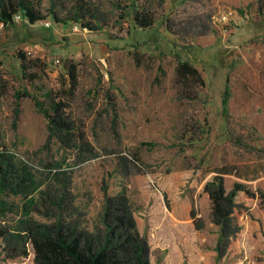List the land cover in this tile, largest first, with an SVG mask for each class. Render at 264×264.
I'll list each match as a JSON object with an SVG mask.
<instances>
[{"label": "rangeland", "instance_id": "rangeland-1", "mask_svg": "<svg viewBox=\"0 0 264 264\" xmlns=\"http://www.w3.org/2000/svg\"><path fill=\"white\" fill-rule=\"evenodd\" d=\"M143 3L155 11L145 29L133 20ZM260 3L261 11L257 0H40L45 18L0 22V156L27 185L22 193L0 195V264H34L30 245L23 244L29 224L59 221L93 231L102 223L104 192L128 207L148 240L149 264H225L246 253L241 264H264V249L236 255L230 244L242 227L239 216L264 208ZM207 14L210 30L176 34L164 25L168 17L201 24ZM178 61H190L204 78L203 86L192 87L197 99L178 96ZM227 76L231 96L224 114ZM24 90L46 106L47 91L65 102L78 145L49 137L34 99L15 98ZM217 173L224 174L227 192L236 183L250 191L232 197L236 232L225 242L205 190ZM183 203L200 236L184 223L171 239L163 225L170 215L187 218Z\"/></svg>", "mask_w": 264, "mask_h": 264}, {"label": "trees", "instance_id": "trees-1", "mask_svg": "<svg viewBox=\"0 0 264 264\" xmlns=\"http://www.w3.org/2000/svg\"><path fill=\"white\" fill-rule=\"evenodd\" d=\"M148 1V0H145ZM262 0H257L258 10L261 11ZM40 0H0V22L3 26L13 24L15 15L27 18L29 23L33 24L43 18L45 15L39 11ZM154 9L148 8L142 4L133 12L134 23L145 28H150L155 21ZM209 19V14H207ZM122 25L125 27L124 37H128L130 26L124 21V15L121 14ZM210 19L201 24L193 22V18L180 20L177 22L171 18L164 19V25L171 33H187L188 30L198 29L206 31L211 29ZM197 35V33H195ZM194 35V36H195ZM24 56L23 53H19ZM24 66L23 63L21 65ZM69 79L73 87L76 79V69L73 64L69 67ZM177 84L179 89L178 96L181 98L197 99V93L192 90L195 84L204 85V78L199 70L190 63V61L177 62ZM1 73V72H0ZM229 76L225 79V87L221 97L223 113L228 112V100L231 96L229 85ZM2 87L0 83V98L2 96ZM22 95L31 96L35 105L47 119L49 137L57 136L64 143L70 141L73 145H78L73 136L72 121L66 114V104L59 97L46 92L48 105L34 95H30L26 90L17 91L15 98L18 100ZM76 138V136L74 137ZM82 140V136H80ZM12 164L8 158L0 156V195L5 191L15 194L22 193L27 185L23 184L25 176L19 173H12ZM223 173H217L215 177L206 185L205 190L211 201L212 220L220 226L221 241L225 242L229 235L236 232V226H231L232 197L235 192L243 190L247 194L250 191L245 190L241 184L236 183L230 192H227L223 184ZM25 185V188H24ZM105 194V206L102 210V223L95 226L93 231L80 229L77 224L54 222L51 225L29 224L24 229V246L28 243L33 252L34 264H149V246L147 238L141 236L136 227L135 220L130 214L128 207L125 206L122 199H118ZM3 231L0 229V235ZM27 254V252L22 253Z\"/></svg>", "mask_w": 264, "mask_h": 264}, {"label": "crops", "instance_id": "crops-1", "mask_svg": "<svg viewBox=\"0 0 264 264\" xmlns=\"http://www.w3.org/2000/svg\"><path fill=\"white\" fill-rule=\"evenodd\" d=\"M255 181L259 182L261 181V179H256ZM254 181V182H255ZM262 183V182H261ZM226 186V185H225ZM227 189V186H226ZM183 213L185 216V212H187L188 214V205H186V203H183ZM252 212V216L253 217H249L248 215H240L239 216V222L242 224V227L240 228V231L237 233V235H235L234 237H232L231 239V245H233L235 247L234 252H236L235 254L238 255V252H241L242 249H246V248H252V249H259V250H263L264 249V208L259 211L257 214H255V212H253V209H251ZM187 218H184L182 220H178L180 218H178L177 216L174 215H170L169 217H167L164 226H169V231L167 236H170L171 239H174L177 237V232L176 230L180 231L181 225H183L184 223L187 224V227L191 226L193 231L195 233H197V236L199 237V230L195 229L194 226L195 224L192 223L190 220L191 218L189 217V215L185 216ZM192 223V224H190ZM214 230H217L214 232L213 234V239L214 241H217L218 239V225L214 227ZM193 235V234H191ZM179 236V233H178ZM166 237V236H165ZM204 237V236H203ZM234 254V255H235ZM247 255H240L238 257H234L233 259H230L231 257L229 256V260L225 263V264H241L242 263V258H247L248 253H246ZM213 256V254H212ZM262 256L264 257V253L262 254ZM233 257V256H232ZM253 257L252 255H250V260H252ZM172 261V260H171ZM209 260H207L205 262V264H209Z\"/></svg>", "mask_w": 264, "mask_h": 264}, {"label": "built area", "instance_id": "built-area-1", "mask_svg": "<svg viewBox=\"0 0 264 264\" xmlns=\"http://www.w3.org/2000/svg\"><path fill=\"white\" fill-rule=\"evenodd\" d=\"M19 17H20L19 14H16V15H15V18H16V19H18ZM221 19L227 21V19H228V15H227V14H223V15L221 16Z\"/></svg>", "mask_w": 264, "mask_h": 264}]
</instances>
